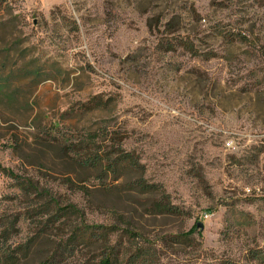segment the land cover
<instances>
[{
	"label": "rangeland",
	"instance_id": "1",
	"mask_svg": "<svg viewBox=\"0 0 264 264\" xmlns=\"http://www.w3.org/2000/svg\"><path fill=\"white\" fill-rule=\"evenodd\" d=\"M0 79V218L32 243L23 264L83 225L143 234L160 264H264V0H0ZM107 130L182 216L148 214L153 196L122 188L135 175L100 180L57 146ZM1 170L75 212L47 227V198ZM71 249L58 264L96 257Z\"/></svg>",
	"mask_w": 264,
	"mask_h": 264
},
{
	"label": "trees",
	"instance_id": "2",
	"mask_svg": "<svg viewBox=\"0 0 264 264\" xmlns=\"http://www.w3.org/2000/svg\"><path fill=\"white\" fill-rule=\"evenodd\" d=\"M40 76L41 71L38 66L28 75V77H33L34 79H38ZM7 80H4V82ZM9 99L7 98V100ZM97 99H93L94 104L91 102L88 105H92L94 109L101 107L102 103L96 102ZM57 127L58 124H56ZM126 139V135L121 136L107 130V132L102 134L101 140H99V136L91 135L88 140L71 141L70 138L64 135L57 140V146L61 155L67 158L73 165L88 172H97L99 175L98 179L100 180L107 179L110 180L111 184H114L119 180H124L126 175H135V179L125 181L122 184V188L141 195L153 196V201L147 209L148 214L156 216H182L184 213L170 203L169 196L160 186L146 183L143 178L144 167L140 163L138 156L133 152L125 150L122 146ZM1 171L5 176L14 181L15 187L23 195L32 194L38 198H47L46 206L44 211L40 213V216H50V211H56L52 217L46 220L45 224H47V227H51L48 226L49 224L53 226L54 223H59L64 215L66 216L70 212H75L72 206L60 208L58 201L52 197L50 192L40 191L38 185L33 184L31 181L20 180V178L6 170ZM112 187L114 186H107V192H110ZM3 218H0V264H23L30 255V245L32 243L27 242L25 246L12 245L9 242L10 236L15 230L14 225L18 220L15 219L14 223H9L8 227H6L4 222L6 220H3ZM189 236L185 234L182 237H172L171 241L177 243V239H187ZM113 237L116 238L113 239ZM165 240V238L162 239L164 242ZM74 244L95 250L96 257L89 264H160L157 242L150 241L143 234L131 228L119 230L114 226L97 225H83L81 228L76 229L67 240L61 241L52 250L47 251L42 261L38 264H58L57 258L59 255L63 257L65 254L69 257L63 260L67 261L76 253L75 250L71 249V246Z\"/></svg>",
	"mask_w": 264,
	"mask_h": 264
}]
</instances>
